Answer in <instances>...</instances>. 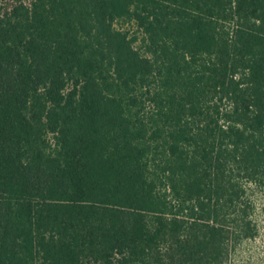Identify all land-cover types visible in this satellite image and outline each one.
<instances>
[{"label": "trees", "instance_id": "16d2710c", "mask_svg": "<svg viewBox=\"0 0 264 264\" xmlns=\"http://www.w3.org/2000/svg\"><path fill=\"white\" fill-rule=\"evenodd\" d=\"M255 190L264 0H0V264H225Z\"/></svg>", "mask_w": 264, "mask_h": 264}, {"label": "rangeland", "instance_id": "374dc122", "mask_svg": "<svg viewBox=\"0 0 264 264\" xmlns=\"http://www.w3.org/2000/svg\"><path fill=\"white\" fill-rule=\"evenodd\" d=\"M252 197L258 233L254 238L240 242L225 264H264V192L255 190Z\"/></svg>", "mask_w": 264, "mask_h": 264}]
</instances>
